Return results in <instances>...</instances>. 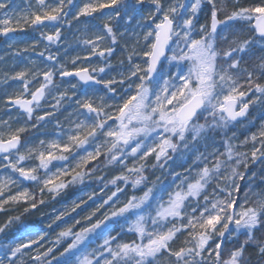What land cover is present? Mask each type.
Here are the masks:
<instances>
[{
	"label": "snow or ice",
	"instance_id": "snow-or-ice-1",
	"mask_svg": "<svg viewBox=\"0 0 264 264\" xmlns=\"http://www.w3.org/2000/svg\"><path fill=\"white\" fill-rule=\"evenodd\" d=\"M0 264H264V0H0Z\"/></svg>",
	"mask_w": 264,
	"mask_h": 264
},
{
	"label": "trees",
	"instance_id": "trees-1",
	"mask_svg": "<svg viewBox=\"0 0 264 264\" xmlns=\"http://www.w3.org/2000/svg\"><path fill=\"white\" fill-rule=\"evenodd\" d=\"M20 2H21V0H17V3H20ZM21 7H23V4L22 3H21ZM69 195H70V197H75V196H79L80 193L79 192H72ZM60 206H61L60 204H50V205H48V207H50L52 209L53 208H59ZM46 208L47 207L41 209V211L44 212V213H49V212L52 211V210L46 209ZM33 219L38 221L40 219V213H37L36 216L33 217Z\"/></svg>",
	"mask_w": 264,
	"mask_h": 264
},
{
	"label": "rangeland",
	"instance_id": "rangeland-1",
	"mask_svg": "<svg viewBox=\"0 0 264 264\" xmlns=\"http://www.w3.org/2000/svg\"><path fill=\"white\" fill-rule=\"evenodd\" d=\"M46 209H50V210H53L52 208H50V207H48V206H47V208H46ZM51 212H52V211H51ZM51 212H49V213H51Z\"/></svg>",
	"mask_w": 264,
	"mask_h": 264
}]
</instances>
